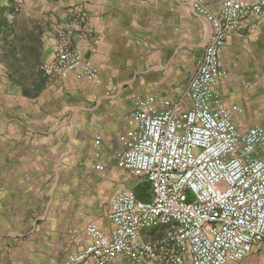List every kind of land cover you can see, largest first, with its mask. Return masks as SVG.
Listing matches in <instances>:
<instances>
[{
  "label": "crops",
  "instance_id": "0c3cea01",
  "mask_svg": "<svg viewBox=\"0 0 264 264\" xmlns=\"http://www.w3.org/2000/svg\"><path fill=\"white\" fill-rule=\"evenodd\" d=\"M204 1L211 13L220 11L222 0ZM51 2L28 4L26 29L17 25L23 15H0V209L5 215L0 229L11 228L4 238L16 243L19 249L11 252L27 264L63 262L77 243L89 242V223L110 231V200L123 184L110 146L132 95L122 87L138 79L139 93L164 87L165 93L146 95L174 99L212 35L211 24L190 0ZM4 4L0 0V14ZM77 6L88 15L87 26L70 13ZM60 35L86 52L102 84L42 75L41 55L55 58ZM133 58L143 63L134 76ZM223 65L227 78L220 92L227 106L242 109L233 114L239 130L264 125V15L246 17L227 33ZM97 135L102 136L100 163L107 167L102 173L90 169ZM258 254L263 255H251Z\"/></svg>",
  "mask_w": 264,
  "mask_h": 264
},
{
  "label": "built area",
  "instance_id": "2783aa9c",
  "mask_svg": "<svg viewBox=\"0 0 264 264\" xmlns=\"http://www.w3.org/2000/svg\"><path fill=\"white\" fill-rule=\"evenodd\" d=\"M190 4L211 24L210 41L174 99L131 95L125 127L110 146V160L123 179L110 200V231L87 224L89 242L77 243L63 262L52 264H112L121 258L155 264H237L254 252L264 255V125L239 130L233 114L243 111L227 106L220 92L227 78V33L246 17L263 16L264 0H222L217 14L204 0ZM70 13L87 26L83 8H71ZM40 71L50 79L102 84L86 52L73 48L63 35L55 58L43 61ZM101 142L97 135L90 167L97 173L107 169L100 163ZM135 179L146 180L152 195L138 197L128 185ZM157 228L165 229L158 238L144 235Z\"/></svg>",
  "mask_w": 264,
  "mask_h": 264
},
{
  "label": "rangeland",
  "instance_id": "374dc122",
  "mask_svg": "<svg viewBox=\"0 0 264 264\" xmlns=\"http://www.w3.org/2000/svg\"><path fill=\"white\" fill-rule=\"evenodd\" d=\"M31 2H33V0H4L5 4L1 7V8H3V11L1 12L0 15L5 14L7 16H13V17L15 15L17 16L18 14L23 15V18H21L19 20V22H17V25H19V30L26 29L28 22L24 19V16H26L27 13H29L30 6H28V4H30ZM52 2L55 3V0H52ZM34 4H36V2H34ZM40 4H41V2L39 3L38 6L33 7V9L34 8L36 10L39 9L42 6ZM46 11L49 14L53 13L52 7L46 8ZM32 58H33L32 61L37 63L36 56L33 55ZM43 61H46V60L41 55V59L38 62V66L41 65V63ZM142 66H143V63H141L140 61H135V59L133 58V63H132L133 74H132V76L135 75V72H139V70H140V68H142ZM137 76H139V74ZM140 84H141L140 81L138 79H136L135 81H132L130 84H127L124 87H122V89H124L126 92L128 91L129 94L130 93L131 94H133V93L138 94L139 93L138 89L140 88ZM144 87L149 88L147 83H146V85L144 84ZM150 93H165L164 87L161 89L157 88L156 90L147 89V93H139V94L144 96V95L150 94ZM132 104H133V102L131 101L130 108L129 109L127 108L126 110H124V112L120 113V115L118 116V119L116 121V128H118L119 130H122L124 128L125 117L131 111ZM128 184L136 193L142 192V193L148 194L149 196L152 195L150 185L144 179H135V180L130 181ZM190 200L193 201V197L190 196ZM0 206H1V204H0ZM0 214H1V209H0ZM3 217H5V215L1 214L0 219H2ZM3 219H5V218H3ZM10 225L11 224H9V226ZM10 233H11V228H7V230L0 229V264H27L25 262H20L18 260L17 254L13 255V253L11 252V251H15V250L19 249V247L16 245V243H12V241H10L9 239L4 238L7 236V234H10ZM160 235H162V233L157 232L156 235H153L152 238L156 239ZM20 248H25V247L21 246ZM148 263H150V262L144 261V260H133V259H128V258H121V259H117L112 264H148ZM29 264H36V263H29ZM237 264H264V256L261 254H258L255 256L251 255L247 259H245L244 261L237 263Z\"/></svg>",
  "mask_w": 264,
  "mask_h": 264
},
{
  "label": "trees",
  "instance_id": "16d2710c",
  "mask_svg": "<svg viewBox=\"0 0 264 264\" xmlns=\"http://www.w3.org/2000/svg\"><path fill=\"white\" fill-rule=\"evenodd\" d=\"M137 194H138V193H137ZM138 197L142 198V195L139 193V194H138Z\"/></svg>",
  "mask_w": 264,
  "mask_h": 264
}]
</instances>
